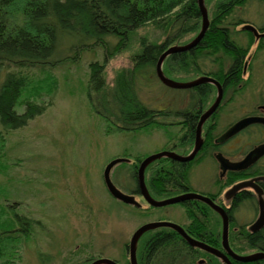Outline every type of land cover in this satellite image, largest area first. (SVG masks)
Segmentation results:
<instances>
[{
    "label": "rangeland",
    "instance_id": "rangeland-1",
    "mask_svg": "<svg viewBox=\"0 0 264 264\" xmlns=\"http://www.w3.org/2000/svg\"><path fill=\"white\" fill-rule=\"evenodd\" d=\"M211 7L212 4H207L209 10ZM232 18L259 28L264 25V2L247 0ZM159 34L149 26L140 29L127 48L106 60L101 45L78 50L77 54L81 42L77 38L64 40L61 51L55 56L61 62L48 73L56 81V90L51 96L43 95L39 99L49 106L25 127L5 136V157L0 170V209L3 212L0 216L7 222L9 215L15 213L30 220V225L25 236L19 226H14V242L3 244L6 256L1 261L4 264H87L91 257L124 264L129 261L130 239L141 226L164 221L179 226L188 223L182 205L153 208L131 191L134 187L132 163L137 158L145 159L162 151L179 156L187 152L179 144L181 125L178 124L182 120L177 113L192 108V90L168 88L159 82L154 70L149 69L147 75L137 78L138 99L151 109L168 111L169 115L157 119L161 123L159 127L134 132L112 130L89 99L91 63L105 65V81L107 86L113 87L116 75L131 69V56L139 51L141 40L165 39ZM245 43L242 38L241 44ZM259 43H254L247 56L244 79L249 78L248 85L240 94L233 96L228 92L223 106L215 111L216 134L248 114L264 98V48L255 52ZM38 70L29 73L34 80L44 78ZM202 70L209 72L215 67L207 64ZM165 76L178 83L193 81L170 74ZM260 140V135L248 139L237 136L221 150L227 155H240ZM114 159L126 161L114 166L111 182L122 194L133 196L140 207L115 200L106 190L103 171ZM215 170L209 158L193 165L189 171V189L200 194L213 192ZM257 215L253 204H242L229 225V232L237 225L247 228ZM159 229L166 228L154 230ZM3 230L6 232L8 228Z\"/></svg>",
    "mask_w": 264,
    "mask_h": 264
},
{
    "label": "trees",
    "instance_id": "trees-1",
    "mask_svg": "<svg viewBox=\"0 0 264 264\" xmlns=\"http://www.w3.org/2000/svg\"><path fill=\"white\" fill-rule=\"evenodd\" d=\"M246 1L205 0L206 8L207 4H212L210 10L207 8L209 26L206 33L189 51L169 55L163 63L164 73L189 80L207 76L221 84L223 94L230 91L233 96L240 94L249 83V78L244 79L243 69L255 40L252 33L243 30L246 22L232 16ZM148 26L165 39L141 40L139 51L131 56V69L118 73L113 87L107 86L105 81L104 64L93 62L89 65V99L96 113L117 131L159 127L161 123L157 119L169 115L168 111L151 109L139 101L136 81L147 75L149 69L155 74L158 59L169 47L177 42L185 45L197 36L201 28L198 0H0V170L5 157L6 134L25 127L49 106L39 99L43 95L51 96L56 90V81L48 73L61 62L55 56L65 39L77 38L81 42L77 51L101 45L106 60L127 48L135 33ZM238 27L241 29L237 30ZM241 37L246 40L245 45L241 44ZM87 41L92 43L86 44ZM263 48L264 39L255 52ZM207 64L213 65L215 70L203 72ZM36 69L44 78L34 80L29 73ZM191 90L192 108L177 114L183 120L178 124L181 125L179 144L187 152L193 147L200 115L215 99L216 88L206 83ZM215 113L204 125L203 147L192 162L179 163L163 158L146 168L145 183L152 198L163 200L188 191L191 166L219 150ZM142 160L137 158L132 163L134 187L131 194L137 195L139 191L137 169ZM230 175L223 188L243 178L264 177V164L255 171L249 169ZM259 185L264 193V181ZM241 200H250L249 194L243 192L237 196L234 205ZM180 205L188 220L185 232L191 238L219 247V216L196 200ZM2 213L0 209V215ZM231 215L232 211L229 212L232 218ZM9 216L7 222L0 216V264H4L1 260L6 256L3 244L14 242V226H19L25 236L30 225V220L15 213ZM5 227L8 228L6 232ZM228 236L231 249L238 254L264 251V229L250 232L246 226H235ZM208 257L214 260L212 264H220L207 253L190 247L169 229L147 233L137 250L138 264H201V260L202 264H209ZM94 260L95 257L89 258L87 264ZM233 264H264V260L249 263L235 260Z\"/></svg>",
    "mask_w": 264,
    "mask_h": 264
},
{
    "label": "water",
    "instance_id": "water-1",
    "mask_svg": "<svg viewBox=\"0 0 264 264\" xmlns=\"http://www.w3.org/2000/svg\"><path fill=\"white\" fill-rule=\"evenodd\" d=\"M198 8H199L200 15H201V28H200L199 33L192 41H190L189 43L185 45L169 47L158 59L156 63V67H155V74L161 84L171 89L185 90V89L194 88L201 84H206V83L212 84L216 88V98L214 102L212 103V105L209 107V109L205 111L204 113H202L199 117L193 148L188 155L179 156L176 153L164 151V152H160L155 155L149 156L141 161L137 169V185H138L139 194L143 198L145 203L148 206L153 207V208H160V207L180 204V203H183L189 200H196V201L206 204L211 210L217 213L219 217L221 218L222 248L227 253L228 256L242 263H249V262H254L258 260H264V252H258V253H255L249 256H239L230 249L229 244H228L229 221H228L227 214L225 210L217 206L208 197H205L203 195L196 194V193H186L183 195L171 197V198L164 199V200H156L150 196L146 183H145V170L152 162L159 160L161 158H167L172 161H177L180 163H188L195 158V156L201 150L202 145H203L201 128L204 122L218 109L223 99V88L221 84L213 78H210L207 76H201L191 82L178 83V82L171 80L167 76H165L162 70L163 62L169 55L176 53V52L189 51L190 49L194 48L200 42V40L203 38L204 34L206 33L208 26H209V17H208V10L205 5V0H198ZM243 30H246L252 33L255 39H260L264 37V34H258L257 29L251 25H245L243 27ZM251 124H263L264 125V118L247 117V118H243L237 121L233 126H231L223 134V136L221 137V141L229 140L230 138L238 134L241 130H243L245 127ZM263 156H264V143L255 147L252 151H250L246 155V157L243 160L239 162L231 163L220 154L217 156L216 159L219 162L220 168L223 171H226V170L242 171V170L247 169L250 165H252L254 162H256L258 159H260ZM125 161L126 160L124 159H114L111 162H109L103 171V181H104L106 190L108 191V193L110 194L112 198L124 204L139 207L140 205L135 201L133 196L122 194L120 191H118L115 188V186L113 185L110 179V173L112 169L114 168V166L121 162H125ZM246 188H251L258 197L259 217L257 221L251 227V231L256 232L264 227V201H263L261 189L257 187L255 182L253 181L242 182L232 187L228 191L227 196H230L234 194L235 192L242 190V189H246ZM161 227L172 229L173 231L178 233L179 236L182 239H184L185 242L190 247L203 250L217 257L222 263L230 264L225 254H223L221 251L214 249L212 247H209L197 240H194L193 238L187 235V233L183 230V228H181L180 226L176 224L169 223V222H153V223L143 225L132 235L130 242H129V246H128L129 264H138L137 263V243H138L139 238L145 232L154 230L156 228H161ZM91 264H117V263L111 260H108V259H98L92 262Z\"/></svg>",
    "mask_w": 264,
    "mask_h": 264
},
{
    "label": "flooded vegetation",
    "instance_id": "flooded-vegetation-1",
    "mask_svg": "<svg viewBox=\"0 0 264 264\" xmlns=\"http://www.w3.org/2000/svg\"><path fill=\"white\" fill-rule=\"evenodd\" d=\"M261 2H264V0H260ZM245 25H247V23H245V24H243V26H242V28L245 26ZM255 28V27H254ZM257 29V31H258V34H264V25H262L261 27H259V28H256ZM254 36V35H253ZM262 39H264V37L263 38H260V39H258V40H256L255 39V37H254V40H255V42H257V43H259V41H261ZM247 60V59H246ZM247 64V63H246ZM244 65V69H243V74L245 73V71H246V66L247 65ZM226 96V94H223V99H222V101H221V104H220V106H223V103H225V102H223V101H225L224 99L226 98L225 97ZM262 98V97H261ZM220 106L218 107V109L220 108ZM264 98H262V101H260V103L257 105V106H255L254 107V109L253 110H251L248 114H245V115H243L240 119H238V120H236V121H234L232 124H229L225 129H224V131L221 133V134H219V136H218V138H217V140H216V142L220 145V148H219V150L218 151H215V152H211V153H209V154H207V156L205 157V158H203V160H205V159H207V158H209V159H211L213 162H214V164H215V166H216V170H215V173H214V175H213V186H214V189H213V192H210V193H208V194H200V193H196V194H200V195H203V196H205V197H208L209 199H211V201L212 202H214L217 206H219V207H221L223 210H225V212H226V214H227V217H228V221H229V225L231 224V222H232V220L234 221V215H235V213H236V211L241 207V205L242 204H244V203H251V204H253L254 206H255V208H256V210L258 211V215H257V218L253 221V222H251V224L249 225V226H247V229L250 231V232H252L251 231V227L253 226V224L257 221V219H258V217H259V207H258V197H257V195L255 194V192L251 189V188H246V189H242V190H239V191H237V192H235L234 194H232V195H230V196H227V193H228V191L232 188V187H234L235 185H237V184H239V183H242V182H247V181H253V182H255V184H256V186L257 187H259L260 189H261V187H260V185H259V182L260 181H264V177L263 176H257V177H247V178H243V179H241V180H239V181H237V182H235V183H233L231 186H229V187H224L223 188V186H224V184H225V181H226V179L228 178V175L229 176H231L230 174L231 173H234V172H245V171H249V169H251V170H253V171H255L256 169H257V167H259V166H262L263 164H262V161H263V159H264V156L263 157H261L260 159H258L256 162H254L252 165H250L247 169H245V170H242V171H231V170H226V171H223L221 168H220V164H219V162L217 161V156L220 154V155H222L225 159H227L229 162H231V163H236V162H239V161H241V160H243L245 157H246V155L250 152V151H252L255 147H257V146H259V145H261V144H263L264 143V125L263 124H251V125H249V126H247V127H245L243 130H241L238 134H236L235 136H233L232 138H230L229 140H227V141H221V137L223 136V134L231 127V126H233L237 121H239V120H241V119H243V118H247V117H262V118H264ZM217 109V110H218ZM187 110V109H186ZM216 110V111H217ZM185 111V110H184ZM184 111H180V112H184ZM180 112H178L177 114L179 115V114H181ZM187 113V112H186ZM186 113H182L183 115L184 114H186ZM204 113V112H203ZM215 113V112H214ZM213 113V114H214ZM212 114V115H213ZM212 115L209 117V119L212 117ZM208 120V119H207ZM206 120V121H207ZM183 121V120H182ZM206 121L204 122V124H203V126H202V128H201V135H202V139L204 138V131H205V127H204V125H205V123H206ZM254 134V135H253ZM259 135H260V141H256V142H254L253 144H251L250 146H248V149H246L242 154H240V155H227V154H225V153H223V151L221 150L222 148H224V146L227 144V142H229L231 139H233L234 137H247V139L248 138H251V137H259ZM203 143H204V140H203ZM202 147H203V145H202ZM193 148V147H192ZM202 149V148H201ZM192 150V149H191ZM190 150V151H191ZM190 151L189 152H187V153H185V155L184 156H186V155H188L189 153H190ZM201 151V150H200ZM199 151V152H200ZM162 152H164V151H162ZM198 152V153H199ZM198 155V154H197ZM196 155V156H197ZM196 156H195V158H196ZM232 157H235V158H232ZM194 158V159H195ZM161 159H163V158H161ZM167 159V158H166ZM193 159V160H194ZM170 160V159H169ZM192 160V161H193ZM202 160V161H203ZM172 161V160H171ZM192 161H190V162H192ZM202 161H200V162H197L196 164H199V163H201ZM177 162V161H176ZM190 162H188V163H190ZM180 163V162H179ZM193 165H195V164H193ZM192 165V166H193ZM191 166V167H192ZM261 191H262V189H261ZM243 192H245V193H247V194H249V199L250 200H241V201H239L237 204H236V206L234 205V199L237 197V196H239L240 194H242ZM186 193H195V192H193L192 190H188V191H186V192H183V193H180V194H178V195H176V196H179V195H183V194H186ZM137 195H139L140 196V194H139V191H138V194ZM176 196H174V197H176ZM262 196H263V201H264V193H263V191H262ZM141 197V196H140ZM142 198V197H141ZM143 199V198H142ZM197 202H199V201H197ZM200 203H202V202H200ZM204 204V203H203ZM206 205V204H205ZM234 209V210H233ZM230 211H232V218L229 216V212ZM217 214V213H216ZM218 215V214H217ZM219 216V215H218ZM219 219H220V222H221V229H220V232H219V238H220V246L219 247H214V246H210V245H208V244H205V243H203V244H205V245H207V246H209V247H212V248H214V249H217V250H219V251H221L223 254H225V256L227 257V260L229 261V263L230 264H233V262L235 261L233 258H231L230 256H228L227 255V253L223 250V248H222V221H221V218L219 217ZM164 222H168V221H164ZM169 223H171V222H169ZM174 224V223H173ZM186 225V224H185ZM184 225V226H185ZM179 226V225H178ZM184 226H181L180 225V227L181 228H183V230L185 231V229H184ZM241 225H237V227H240ZM243 226H245V225H243ZM166 229H169V228H166ZM236 229H238V228H236ZM264 229V227L262 228V229H260V230H263ZM169 230H171V231H173L172 229H169ZM259 230V231H260ZM153 231H155V230H153ZM173 232H175V231H173ZM176 233V232H175ZM178 234V233H177ZM179 235V234H178ZM228 235H229V226H228ZM189 236V235H188ZM145 236H143V237H141L140 238V240L138 241V243H137V250H138V248L140 247V245H141V243H142V239L144 238ZM229 237V236H228ZM194 239V238H193ZM194 240H197V239H194ZM185 241V240H184ZM197 241H199V242H201L200 240H197ZM228 244H229V242H228ZM229 247H230V245H229ZM195 249H198V248H195ZM230 249H231V247H230ZM200 250V249H199ZM232 250V249H231ZM200 251H202V252H204V253H207V252H205V251H203V250H200ZM233 251V250H232ZM234 252V251H233ZM258 252H264L263 250H255L254 252H252V253H247V254H238V253H236V252H234L235 254H237V255H239V256H249V255H252V254H255V253H258ZM208 255H210V256H212L213 258H215L220 264H225V263H222L217 257H215V256H213V255H211V254H209V253H207ZM209 258V260H210V262H209V264H212V261H214L212 258H210V257H208ZM96 260H98V259H95L94 261H96ZM93 261V262H94ZM138 263V262H137ZM200 263L202 264L203 263V260H201L200 261Z\"/></svg>",
    "mask_w": 264,
    "mask_h": 264
},
{
    "label": "bare ground",
    "instance_id": "bare-ground-1",
    "mask_svg": "<svg viewBox=\"0 0 264 264\" xmlns=\"http://www.w3.org/2000/svg\"><path fill=\"white\" fill-rule=\"evenodd\" d=\"M164 63V62H163Z\"/></svg>",
    "mask_w": 264,
    "mask_h": 264
}]
</instances>
